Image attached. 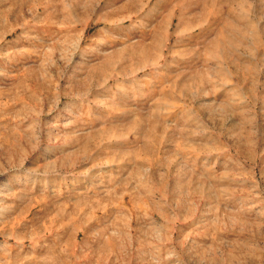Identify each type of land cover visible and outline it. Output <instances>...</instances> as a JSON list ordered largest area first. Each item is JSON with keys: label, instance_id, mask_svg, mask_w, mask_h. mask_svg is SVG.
<instances>
[{"label": "rangeland", "instance_id": "374dc122", "mask_svg": "<svg viewBox=\"0 0 264 264\" xmlns=\"http://www.w3.org/2000/svg\"><path fill=\"white\" fill-rule=\"evenodd\" d=\"M43 263L264 264V0H0V264Z\"/></svg>", "mask_w": 264, "mask_h": 264}, {"label": "bare ground", "instance_id": "6f19581e", "mask_svg": "<svg viewBox=\"0 0 264 264\" xmlns=\"http://www.w3.org/2000/svg\"><path fill=\"white\" fill-rule=\"evenodd\" d=\"M216 14V13H215ZM168 17V16H167ZM214 18V17H213ZM170 22V21H169ZM199 26V25H198ZM203 27V26H202ZM201 27V28H202ZM200 30V29H199ZM220 32V31H219ZM220 41V40H219ZM219 45H220V43H219ZM221 46V45H220ZM222 51V50H221ZM225 57V56H224ZM159 62V61H158ZM235 65V64H234ZM231 66V65H230ZM230 70V69H229ZM231 73V72H230ZM232 74V73H231ZM233 114V113H232ZM234 115V114H233ZM220 120V119H219ZM215 128V127H214ZM95 135V134H94ZM98 135V134H97ZM237 135V134H236ZM119 136V135H118ZM238 138V137H237ZM241 140V139H240ZM236 148V147H235ZM203 149V148H202ZM232 149V148H231ZM233 150V149H232ZM239 154V153H238ZM203 187V186H202ZM200 188H201V186H200ZM199 188V189H200ZM198 189V187L196 188V190ZM207 189V188H206ZM202 191V190H201ZM206 192V191H205ZM209 192V191H208ZM196 193V192H195ZM122 194V193H121ZM201 194V193H200ZM122 195H124V194H122ZM204 198V197H203ZM131 200V199H130ZM205 200V199H204ZM208 200V199H207ZM41 201L40 200H38V201H36V205L35 206H38V205H40L41 203H40ZM43 204H41L42 205V207L44 208V206H45V203H44V201L42 202ZM34 206V207H35ZM77 206V205H76ZM77 207H79V206H77ZM31 208H33V205L31 206ZM47 209V208H46ZM28 210H29V208H28ZM157 213V212H156ZM58 214H59V211H58ZM72 214V213H71ZM70 217V216H69ZM131 217V216H130ZM136 217V216H135ZM71 218H74L73 217V214L71 215ZM137 218V217H136ZM135 218V219H136ZM131 219V218H130ZM134 219V220H135ZM64 220V219H63ZM73 222V221H72ZM76 224H72L73 226H72V228L74 229V230H72V231H74V235H73V239H75V241H76V237L80 234V232H85V233H87V232H89V230L90 229H86L85 227H84V223H85V221H74ZM129 223H130V221H128ZM69 223V222H68ZM16 224V223H15ZM18 224V223H17ZM128 224V223H127ZM68 227L70 226V225H67ZM66 226V227H67ZM131 226V225H130ZM64 227H65V222L63 223V221L62 220H59V218H58V220L57 219H54V220H51V222H49V225H47V226H43V234L45 235L47 232H49V231H51V230H55V232H56V236L57 237H55V238H57L56 239V241L54 242V244L52 245V249H54V250H56V252L58 251V249H60L61 248V246H63V245H61V243L63 242H61V238H60V235H59V233L61 232V231H63V229H64ZM71 227V226H70ZM88 227V226H87ZM138 229V228H137ZM39 230V229H38ZM37 230V231H38ZM134 230V229H133ZM140 230V229H139ZM67 231V230H66ZM68 231H69V229H68ZM136 231H138V230H136ZM71 232V231H70ZM37 233V232H36ZM35 233V234H36ZM62 233H65V231H63ZM73 233V232H72ZM40 234H42V232H40ZM64 235V234H63ZM71 235V234H70ZM72 235H71V237H72ZM33 236V235H32ZM40 239V238H39ZM42 240V239H41ZM50 240V239H49ZM72 240V239H71ZM69 242H71V241H69ZM68 241L67 242H65V244H64V246L62 247V248H65L66 250L68 249V248H66V244L67 243H69ZM73 242H74V240H73ZM104 243V242H103ZM69 244H71V243H69ZM68 245V244H67ZM74 245V244H73ZM108 245V244H107ZM102 246V245H101ZM72 247V246H71ZM103 247V246H102ZM105 247V246H104ZM62 248H61V250H62ZM101 248V247H100ZM105 249H106V247H105ZM72 250V249H71ZM59 252H57V254H58ZM63 252H61V254H62ZM56 256V255H55ZM67 259V258H66ZM56 260V259H55ZM67 261V260H66ZM44 262V261H43ZM60 262V261H59ZM68 262V261H67ZM44 264V263H43ZM60 264V263H59ZM73 264V263H72Z\"/></svg>", "mask_w": 264, "mask_h": 264}]
</instances>
